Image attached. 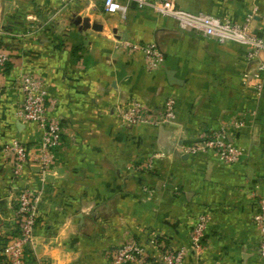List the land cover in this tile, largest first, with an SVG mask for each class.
Here are the masks:
<instances>
[{
  "label": "crops",
  "instance_id": "obj_1",
  "mask_svg": "<svg viewBox=\"0 0 264 264\" xmlns=\"http://www.w3.org/2000/svg\"><path fill=\"white\" fill-rule=\"evenodd\" d=\"M103 0H0V237L16 235L15 197L22 188L40 194L33 248L26 264H54L44 251L67 219L74 233L57 247L71 264H110L112 253L134 239L148 263L154 242L188 245L192 226L209 215L201 247L183 264H262L255 252L252 217L264 198V84L255 99L250 62L236 44H218L182 32L175 23L130 4L125 19L107 14ZM191 13L237 23L252 14L250 31L264 36V0H174ZM154 43L164 54L156 70L118 43ZM32 74L47 92V115L62 130L51 166L35 162L41 131L15 117L18 78ZM264 80V73L261 74ZM172 97L169 124L132 125L118 112L139 101L152 111ZM242 121L239 128L233 122ZM202 130H223L243 150L238 163L212 153H186ZM17 141L28 153L20 178L2 150ZM150 164V168H148ZM57 167L62 178L47 175Z\"/></svg>",
  "mask_w": 264,
  "mask_h": 264
},
{
  "label": "built area",
  "instance_id": "obj_2",
  "mask_svg": "<svg viewBox=\"0 0 264 264\" xmlns=\"http://www.w3.org/2000/svg\"><path fill=\"white\" fill-rule=\"evenodd\" d=\"M130 4L138 10H148L158 17L172 20L182 32L194 33L218 44H236L245 50V57L250 62L259 61L260 55L264 53V36L258 37L249 29L252 14L247 15L243 22L237 23L205 13L182 10L176 6L174 0H103L102 9L107 14H117L123 20ZM118 47L138 52L145 68L149 71L158 69L164 63V54L154 43L139 44L122 41L118 43ZM7 61L8 56L0 50V69ZM262 73H264V63L259 61L252 73V78L256 82L253 89L257 100L261 97L264 84ZM18 92L20 101L15 117L25 123L34 124L41 131L35 162L39 173L44 175L52 164L54 150L60 143L62 130L59 123L47 115V92L39 78L32 74H21L18 78ZM118 117L121 121L132 125L169 124L176 117L175 101L169 97L160 107L149 112L139 101H133L127 109L118 112ZM242 124L241 120H236L233 122V127L239 128ZM2 150L12 157L13 176L20 178L28 162L26 148L19 142L12 141L4 144ZM185 152L189 154L212 152L222 164L228 166L238 163L244 154L243 150L226 139L223 130L200 131L190 146L186 147ZM147 167L150 168V164ZM39 203L40 194L37 190L22 188L18 191L13 211L17 233L7 241L0 237V256L5 257L6 264H26V257L33 248V231ZM252 220L259 235L255 252L264 264V198L259 199ZM208 221V214H202L197 218L190 230L186 246L172 248L158 243L155 238L151 240L158 254L151 263L146 259L148 255L144 247L131 239L115 248L110 264H183L189 250H197L201 247Z\"/></svg>",
  "mask_w": 264,
  "mask_h": 264
},
{
  "label": "clouds",
  "instance_id": "obj_3",
  "mask_svg": "<svg viewBox=\"0 0 264 264\" xmlns=\"http://www.w3.org/2000/svg\"><path fill=\"white\" fill-rule=\"evenodd\" d=\"M47 175L52 180L62 178V173L57 167H53ZM74 230V222L66 218L63 223L57 227L56 234L43 246L44 251L52 257L54 264H71V261L74 259L68 249H62L56 246L58 242L67 241L74 233Z\"/></svg>",
  "mask_w": 264,
  "mask_h": 264
},
{
  "label": "trees",
  "instance_id": "obj_4",
  "mask_svg": "<svg viewBox=\"0 0 264 264\" xmlns=\"http://www.w3.org/2000/svg\"><path fill=\"white\" fill-rule=\"evenodd\" d=\"M0 264H6L4 256H0Z\"/></svg>",
  "mask_w": 264,
  "mask_h": 264
}]
</instances>
